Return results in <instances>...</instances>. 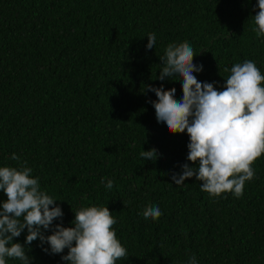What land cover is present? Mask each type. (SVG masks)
<instances>
[{"label":"trees","instance_id":"trees-1","mask_svg":"<svg viewBox=\"0 0 264 264\" xmlns=\"http://www.w3.org/2000/svg\"><path fill=\"white\" fill-rule=\"evenodd\" d=\"M256 5L0 0V167H31L41 190L57 199L65 226L73 210L107 206L128 252L116 264H190L191 257L196 264H264V153L240 198L213 197L195 176L177 186L172 173L192 165L189 137L158 123L149 102L155 93L143 92L163 83L182 97L181 82L156 76L167 46L185 41L197 54L193 62L203 64L194 75L218 89L245 60L264 75V36L253 31ZM149 33L156 35L153 49L146 48ZM150 148L160 154L155 162L140 155ZM6 199L0 190V202ZM149 205L161 209L158 220L144 219ZM26 232L15 239L23 243ZM28 254L30 264H66L38 239Z\"/></svg>","mask_w":264,"mask_h":264},{"label":"clouds","instance_id":"clouds-1","mask_svg":"<svg viewBox=\"0 0 264 264\" xmlns=\"http://www.w3.org/2000/svg\"><path fill=\"white\" fill-rule=\"evenodd\" d=\"M256 7L253 31L264 36V0H257ZM147 37L146 48L153 49L156 35ZM196 55L185 41L169 44L160 57L163 66L156 79L181 82L180 99L174 87L165 89L163 83L159 87L148 84L143 92L155 93L156 99L149 102L158 123L172 134L189 137L187 161L192 165L182 164L180 173H172V181L179 186L195 176L202 182L201 191L213 197L231 192L240 198L246 181L256 176L252 165L264 153V75L254 61L245 60L231 67L218 89L217 82L200 81L194 75L203 70V64L193 62ZM140 155L153 162L160 157L155 148L143 149ZM11 159L19 161L20 157L13 153ZM32 171L24 164L0 167V190L7 197L0 202V264H7V258L30 264L28 253L37 239L43 251L61 254L66 264H116L128 258L107 206L72 208L74 218L65 226L57 199L41 190L39 177H33ZM105 187L112 189L113 181L108 179ZM142 215L145 220H158L162 212L159 206L149 205ZM57 220L61 222L54 223ZM25 229V240L20 243L15 238ZM190 264H196L195 257Z\"/></svg>","mask_w":264,"mask_h":264}]
</instances>
